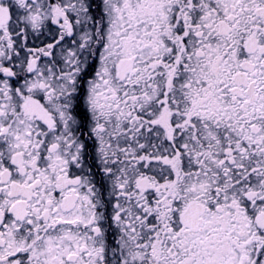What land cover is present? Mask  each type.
Returning a JSON list of instances; mask_svg holds the SVG:
<instances>
[{"label":"snow or ice","instance_id":"snow-or-ice-1","mask_svg":"<svg viewBox=\"0 0 264 264\" xmlns=\"http://www.w3.org/2000/svg\"><path fill=\"white\" fill-rule=\"evenodd\" d=\"M0 264H264V0H0Z\"/></svg>","mask_w":264,"mask_h":264}]
</instances>
